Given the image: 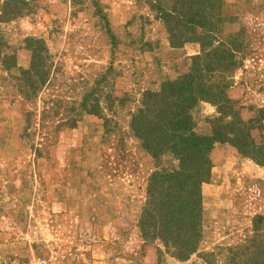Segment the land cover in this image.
Returning a JSON list of instances; mask_svg holds the SVG:
<instances>
[{
	"label": "rangeland",
	"instance_id": "1",
	"mask_svg": "<svg viewBox=\"0 0 264 264\" xmlns=\"http://www.w3.org/2000/svg\"><path fill=\"white\" fill-rule=\"evenodd\" d=\"M0 264H264V0H0Z\"/></svg>",
	"mask_w": 264,
	"mask_h": 264
},
{
	"label": "trees",
	"instance_id": "2",
	"mask_svg": "<svg viewBox=\"0 0 264 264\" xmlns=\"http://www.w3.org/2000/svg\"><path fill=\"white\" fill-rule=\"evenodd\" d=\"M210 57V54L207 55V58ZM201 57H196V61H202L200 60ZM198 64L195 63L194 67H192L190 69L189 72H187L186 74H184L183 76H181V78L175 80L172 82V89H170V91L168 90L169 93H171L172 95L175 96V100L180 101L181 97H184L183 100H185V102H187L189 104V107L193 104H195L198 101V97L196 95L200 96V100L204 101V102H208L210 104L216 105V106H221L224 103H226L225 100V95L223 90H219L218 94H212L209 93L211 90V86H204V84L202 83L203 79V73L202 70L197 68ZM216 89H219V86H214ZM165 108V107H164ZM180 107L178 106L177 102H174L173 104H169L166 107V112L162 111L163 113L161 114V117H159L158 122H156L155 124H151V128L154 130L156 128L162 129V133L168 132L170 130H172V134L173 133H185L188 130H190L192 128L190 122H189V116L187 115H183V112L179 113ZM143 117L141 116V114L137 113L136 115L133 116L132 118V127L133 130L135 131L136 135L139 137H144L146 138L144 135L145 133H143L142 135L138 133V126L140 127V129H142L143 131H146L150 126V122H152V118L145 120V122H141L140 118ZM138 118L136 121L135 119ZM238 121H240L238 119ZM241 122V121H240ZM239 122V123H240ZM241 125L244 127L243 123H241ZM218 127V126H216ZM150 128V129H151ZM219 130V129H218ZM217 129L215 130V134L216 137H204L203 139H201V141L203 143L198 144L196 143L194 140L192 141L191 139H189L188 143L190 142V146L192 145H196L194 146L195 148V152L191 153V151L188 149V145H185V149H184V153L186 154V158L188 157H197L198 159H202V164H200V160H196L193 161L192 159H189L188 161L191 162L193 161L194 163H196V166L193 167V174H196L198 176V182L196 184H199L200 182H206L208 177H209V167H210V159L208 157V152L211 149V145L212 142L217 141V140H221L220 137H218L220 134V132ZM169 134V133H166ZM164 136V134H163ZM248 136V135H247ZM192 141V142H191ZM229 143L236 149L238 150L240 153H242L243 155H245L246 157L252 158L254 161H257L256 163L260 164L261 162L256 159V157L254 156H250L252 150H247L245 147L247 146V144H243L244 142L242 141V139L235 138L232 141H229ZM187 144V143H186ZM244 146V147H243ZM198 153L196 156L195 154ZM202 165V166H201ZM205 166V170H204V166ZM199 169H202L203 172H201ZM192 174V175H193ZM178 177V173L177 176ZM192 184H189V186H191ZM191 202V208L194 206L196 199L193 198H189ZM188 205V204H187ZM182 209V207H181ZM184 209V207H183ZM187 207L184 209L186 210ZM175 213L178 214V208L176 210ZM170 213H163L162 217H167ZM175 222V220H172ZM170 222V221H169ZM176 223V222H175Z\"/></svg>",
	"mask_w": 264,
	"mask_h": 264
},
{
	"label": "crops",
	"instance_id": "3",
	"mask_svg": "<svg viewBox=\"0 0 264 264\" xmlns=\"http://www.w3.org/2000/svg\"><path fill=\"white\" fill-rule=\"evenodd\" d=\"M181 46V45H178V47ZM177 47V46H176Z\"/></svg>",
	"mask_w": 264,
	"mask_h": 264
}]
</instances>
